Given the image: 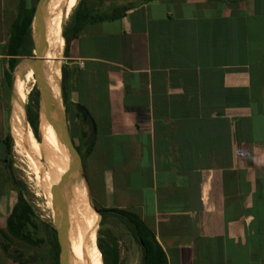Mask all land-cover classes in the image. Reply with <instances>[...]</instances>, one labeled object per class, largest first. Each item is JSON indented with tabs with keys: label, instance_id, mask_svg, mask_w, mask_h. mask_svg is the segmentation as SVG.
<instances>
[{
	"label": "crops",
	"instance_id": "1",
	"mask_svg": "<svg viewBox=\"0 0 264 264\" xmlns=\"http://www.w3.org/2000/svg\"><path fill=\"white\" fill-rule=\"evenodd\" d=\"M22 4L37 2L0 0L4 232L17 200L6 140ZM121 4L119 19L82 27L61 65L70 112L96 125L82 161L95 202L140 218L167 264H264V0ZM0 264L21 262L0 245Z\"/></svg>",
	"mask_w": 264,
	"mask_h": 264
},
{
	"label": "trees",
	"instance_id": "2",
	"mask_svg": "<svg viewBox=\"0 0 264 264\" xmlns=\"http://www.w3.org/2000/svg\"><path fill=\"white\" fill-rule=\"evenodd\" d=\"M125 1L126 0H79L75 10L70 15L68 23L64 25L62 30V40L64 39L65 42V46L62 50L63 57H67L70 42L78 36L83 26L97 22L115 20L122 17L128 10L125 5L121 4ZM36 2L37 0H35V3ZM34 11L35 5L27 9L24 8L22 4L20 8V14L17 17V20L15 21L11 32L9 55L12 57V59H10L8 64L10 73V75H8V78L10 84L11 74L20 62V58L31 57L33 54L31 23L34 16ZM18 71L19 68L16 70L13 76L15 84L17 82ZM60 87L59 73L57 70L56 95L59 104L62 98L63 104L67 106V102L70 99L71 85L67 81L64 66H61ZM77 108L78 112L83 116V124L88 131L82 132V135L78 137L80 146L76 147V149L79 153H81V151L84 152V155L86 156L91 152L95 143L96 125L90 115L82 107L78 106ZM24 109L26 120L33 132V135L36 138V126L38 117L37 99L32 100L31 105H26ZM46 134L47 135L45 140H47L48 145H50L47 154L48 162L53 169L58 170L57 164L63 163L64 166H66V163L63 160L62 154H58L56 147H54L53 145V136L50 132L49 127L47 128ZM38 138H36L38 142L43 146H46V141ZM11 142V137L9 135L6 140V150L9 156L11 155L12 149ZM9 167L11 168V163H9ZM66 171L67 166L63 171V174L66 173ZM13 184L17 190V200L12 213L7 220L6 231L4 232L0 230V245L2 252L8 255V257L14 260H18L21 262V264H24L26 262H23L19 259L20 255H17V251H15L14 253L9 252V246L16 244L15 242L28 243L37 247H41L42 245L47 244L50 248V252L55 261V264H59V244L56 230L46 223L34 220L30 207L25 200L21 190L22 183L16 179H13ZM69 190L72 191L71 187L69 188ZM55 195L56 194L50 196L48 200L50 202L49 204H52V199ZM58 205L59 210H61L63 206L62 197L60 201L58 200ZM70 208L74 207L68 201L67 210L71 211ZM97 213L100 216V227L103 226L104 221H106V219L108 218L116 220L124 227V229L128 232V234L140 250L139 264H167L165 254L162 248L157 243L154 234L136 215L126 211L108 208H99L97 209ZM93 221L96 222V220ZM81 225L84 226L88 224L83 223ZM70 231L75 232V227H70ZM89 241L92 247V250L90 251L95 257L96 264L119 263V252L116 245H107L106 243H104L100 236L97 237V241L91 239H89ZM66 260L68 263H72V259L68 255H66Z\"/></svg>",
	"mask_w": 264,
	"mask_h": 264
},
{
	"label": "rangeland",
	"instance_id": "3",
	"mask_svg": "<svg viewBox=\"0 0 264 264\" xmlns=\"http://www.w3.org/2000/svg\"><path fill=\"white\" fill-rule=\"evenodd\" d=\"M54 1V0H53ZM73 1V0H72ZM79 0L76 1L75 6L70 11L69 15L65 17L62 23V30L64 25H66L70 19V15L75 10ZM53 3V2H52ZM74 4V1H73ZM69 9L68 3H67V9ZM59 47H60V54L59 57L52 61L50 69H48V75L45 81L47 82L52 100L56 107H58V113L62 116H64V119L66 121L69 134L73 140L74 146L78 147L80 146V141L78 137L82 134V132L88 131L85 126H83L81 120L76 117V115L73 112H70L71 108L70 106H66L63 104L62 98L61 102L59 104L56 91H57V70L60 68V74H61V65L64 62L63 61V45H64V39L62 40V35L59 37ZM35 59V55L32 54L31 57H26L20 59V62L14 69L13 73L11 74V82L12 78L14 76V73L18 68H20L21 74L25 73L28 69L31 68L32 61ZM50 83V84H49ZM60 87V84H59ZM61 91V87H60ZM26 98L23 104V108H25L26 105H31V101L34 99H37L39 104V94L36 87L35 80L29 79L26 82ZM61 96V95H60ZM15 99L13 90L10 88L9 92V99H8V114L10 118L11 114V106L13 103V100ZM25 111V109L23 110ZM22 112L21 122L20 124L28 126V131L30 132V138L32 141L37 140L36 138H40L45 140L46 139V133L47 128H50V132L53 136V126L45 119V112L38 111V117H37V137L33 135V132L26 120V115ZM23 119V120H22ZM25 121V122H24ZM19 124V125H20ZM9 126V122H8ZM19 127V126H18ZM20 129H22V126H20ZM33 137H32V135ZM9 135L11 137L10 129H9ZM38 138V139H39ZM12 141V149H11V155H10V163H11V169L12 174L14 178L22 183L21 190L23 193V196L25 200L27 201L30 210L33 214L34 220L41 221L43 223H46L56 228V219H58V211H59V205L58 200L60 201L62 196L61 188L59 184H56L52 180H50L48 177V181L50 183H45V188L39 186L35 180L34 174L31 171V168L29 167L26 159L24 158L22 152L20 150L15 149L13 144V139L11 137ZM45 145L43 146L46 153L48 154L50 145H48V141L45 140ZM42 145V144H41ZM81 156V160H84V152L81 151L79 153ZM64 160V157H63ZM48 161V158H47ZM65 162V161H64ZM48 166V174L47 176H55L59 181L63 175V171L66 169V166H64L63 163L57 164L58 170L53 169L49 162L47 163ZM73 171L77 174V177L81 179L88 192V198L92 205V208L97 212V209L101 208L97 205L95 200L97 199L98 192L96 191V187L93 189L90 181H89V175L87 176L84 169L83 164L82 167L79 168L78 166L73 169ZM69 178V185L72 189V193L77 199L78 203L83 208L82 200L80 196L78 195L76 189L74 188L73 182L70 177ZM56 194L53 196L52 204H49L48 201L50 196ZM57 196V197H56ZM71 203V201H69ZM74 207V206H73ZM71 211L77 212V209L70 208ZM54 213H53V212ZM53 214H52V213ZM57 215V216H56ZM57 217V218H55ZM100 223V216L97 214L96 216V222L93 227V231L90 235L91 240L97 241V237L100 236L101 239L106 243L107 245H116L117 250L119 252V263L118 264H139L140 259V250L137 247V245L134 243L128 232L124 229V227L119 224L116 220L112 218L106 219L104 221V224L102 227L99 225ZM97 224V225H96ZM76 231L73 232L75 234H78V232L82 229L83 225L77 224L74 225ZM79 227V228H78ZM66 229H70V227L66 226ZM100 233V235H99ZM67 235V234H66ZM67 250L66 255H68L72 259V263L69 264H96L95 257L93 253L87 249V247L84 244H77L72 242L69 237L67 236ZM16 244H13L8 247V250L10 253H14L17 251V255H20L19 259L26 263H38V264H55V261L51 255L50 248L47 244L42 245L41 247H37L28 243H22V242H15Z\"/></svg>",
	"mask_w": 264,
	"mask_h": 264
},
{
	"label": "bare ground",
	"instance_id": "4",
	"mask_svg": "<svg viewBox=\"0 0 264 264\" xmlns=\"http://www.w3.org/2000/svg\"><path fill=\"white\" fill-rule=\"evenodd\" d=\"M73 1H74V4H73ZM73 1L72 0H54V1L47 0L46 8H47L48 17H47V23H46L45 36L43 38L44 79L47 78L48 69H50L52 61L59 57V54H60L59 37L62 35V23L65 17L69 15L70 11L75 6L77 0H73ZM67 3L69 6V9L66 11ZM58 73H59V84H60L61 83L60 68L58 69ZM29 79L34 80L32 70L28 69L27 71H25L24 74L23 73L21 74L20 68H19L17 82L16 84L14 83V88H13V94H14L15 99L13 100V103L11 106L10 133L13 139V144H14L15 149L20 150L22 152L29 167L31 168V171L34 174V177L36 180L34 182H36L39 186L43 187L44 189L45 183L46 182L50 183L47 180L48 178L52 180L53 182H55L56 184H59L60 181L53 175L47 176L48 156H47V153L43 145H41L38 142V140L32 141L30 138V132L28 131V126L25 125V123L23 125L20 124L22 112H24L25 114V111H23L24 110L23 104L26 98V93H27L26 92V82ZM60 95H61V91H60ZM56 109L58 110V107H56ZM20 126H22V129H20ZM53 131H54L53 145L54 147H56L57 153L62 154V156L64 157V161L66 163V166L68 167V164L70 161L68 150L66 149L65 145L62 143L60 138L58 137L54 127H53ZM70 178L73 182L74 188L76 189L78 195L80 196L82 200L83 208L78 203L73 193L69 190L68 196H66V198H68V201H71V204L77 209V212L67 210V216L64 219L65 224L68 227H72L74 225L83 224V223H86L89 226L84 225L82 229L78 232V234L73 233L72 231H70V229H66L67 231L66 233L72 242L77 243V244H84L88 250H92L89 238H90V235L93 231V227L95 224L93 220H96V216L98 213L92 208L84 182L77 177V174L73 170L70 173ZM62 196L65 197V194H63V192H62ZM60 212L61 210H59L57 213L58 217H59ZM68 242L70 241H67V244ZM67 264L69 263L67 262Z\"/></svg>",
	"mask_w": 264,
	"mask_h": 264
},
{
	"label": "water",
	"instance_id": "5",
	"mask_svg": "<svg viewBox=\"0 0 264 264\" xmlns=\"http://www.w3.org/2000/svg\"><path fill=\"white\" fill-rule=\"evenodd\" d=\"M47 0H38L33 17L32 29V42H33V54L35 59L32 61L31 70L33 72V77L36 83V87L39 94V104L38 111H43L46 113L45 119L54 127L58 137L65 145L68 150L70 161L67 167L66 173H64L60 179L59 186L62 189L65 197H62V209L59 214V217L56 221V233L59 244V254L58 262L59 264H67L66 260V250H67V231L65 224V217L67 216L68 208V192H69V178L71 171L75 167H82V160L79 152L74 146L73 140L69 134V130L64 119V116L58 113L56 106L52 100L47 82L44 79L43 75V38L45 36L46 23H47ZM36 24V25H34Z\"/></svg>",
	"mask_w": 264,
	"mask_h": 264
}]
</instances>
